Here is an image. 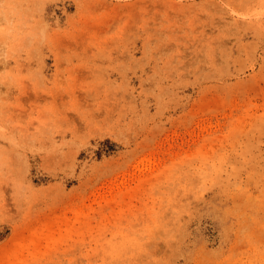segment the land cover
<instances>
[{"label":"rangeland","instance_id":"1","mask_svg":"<svg viewBox=\"0 0 264 264\" xmlns=\"http://www.w3.org/2000/svg\"><path fill=\"white\" fill-rule=\"evenodd\" d=\"M0 264H264V0H0Z\"/></svg>","mask_w":264,"mask_h":264}]
</instances>
